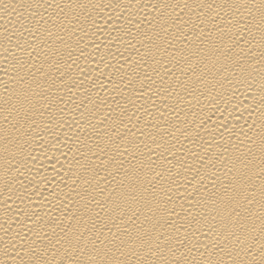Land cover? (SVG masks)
Here are the masks:
<instances>
[{"label": "bare ground", "instance_id": "6f19581e", "mask_svg": "<svg viewBox=\"0 0 264 264\" xmlns=\"http://www.w3.org/2000/svg\"><path fill=\"white\" fill-rule=\"evenodd\" d=\"M0 264H264V0H0Z\"/></svg>", "mask_w": 264, "mask_h": 264}]
</instances>
